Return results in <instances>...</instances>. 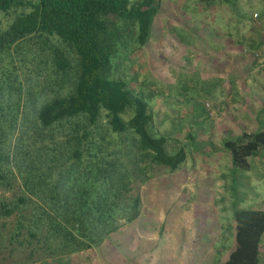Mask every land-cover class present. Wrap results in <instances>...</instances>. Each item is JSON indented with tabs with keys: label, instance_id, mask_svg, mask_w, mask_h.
I'll return each instance as SVG.
<instances>
[{
	"label": "trees",
	"instance_id": "obj_1",
	"mask_svg": "<svg viewBox=\"0 0 264 264\" xmlns=\"http://www.w3.org/2000/svg\"><path fill=\"white\" fill-rule=\"evenodd\" d=\"M160 3L0 0V264L94 254L140 219L144 183L184 162L183 143L154 129L149 93L123 71ZM233 39L244 53L263 41ZM221 143L232 168L248 170L264 128ZM231 208L218 264H258L264 207Z\"/></svg>",
	"mask_w": 264,
	"mask_h": 264
},
{
	"label": "rangeland",
	"instance_id": "obj_2",
	"mask_svg": "<svg viewBox=\"0 0 264 264\" xmlns=\"http://www.w3.org/2000/svg\"><path fill=\"white\" fill-rule=\"evenodd\" d=\"M257 33L262 43L246 53L233 39L257 43ZM129 60L123 71L149 93L154 129L183 143L186 157L144 183V213L107 238L96 264H218L232 244L231 205L264 207V150L239 170L221 143L264 128V0H161L148 42ZM63 258L29 264L95 263Z\"/></svg>",
	"mask_w": 264,
	"mask_h": 264
},
{
	"label": "crops",
	"instance_id": "obj_3",
	"mask_svg": "<svg viewBox=\"0 0 264 264\" xmlns=\"http://www.w3.org/2000/svg\"><path fill=\"white\" fill-rule=\"evenodd\" d=\"M112 255H108L107 257H111ZM65 258H68L69 260H72L73 258H77V257H89L90 260H92L93 262L95 261V263L92 264H96L98 261H103L102 259H104V257L102 255L99 254H92V255H83L82 253H76V254H69L66 256H63ZM112 260V259H111Z\"/></svg>",
	"mask_w": 264,
	"mask_h": 264
}]
</instances>
